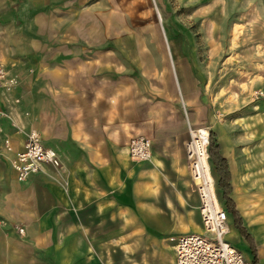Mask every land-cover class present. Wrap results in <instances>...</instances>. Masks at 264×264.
<instances>
[{
  "label": "crops",
  "instance_id": "obj_1",
  "mask_svg": "<svg viewBox=\"0 0 264 264\" xmlns=\"http://www.w3.org/2000/svg\"><path fill=\"white\" fill-rule=\"evenodd\" d=\"M16 2L8 11L27 17L13 34L0 35V61L18 82L11 91L0 90V264H133L135 256L140 258L135 264H165L169 237L201 222L189 199L186 135L171 116L150 139V165L133 163L125 144L147 124L143 79L137 86L125 63L117 65V56H95L100 45L114 43L100 41L99 29L115 36L117 11L123 13L120 23L132 28V9H140L133 0H122L119 10L116 0ZM141 104L146 112L137 121ZM19 129L36 130L43 145L56 151L60 166H45L18 181L12 161L25 139ZM226 135L217 141L234 194L247 174L264 170V161L254 143L228 147L238 135ZM238 195L232 198L235 211L248 218L242 225L253 239L256 264H264V214L252 220ZM228 223L227 236L236 234L253 264L255 256L231 214Z\"/></svg>",
  "mask_w": 264,
  "mask_h": 264
},
{
  "label": "rangeland",
  "instance_id": "obj_2",
  "mask_svg": "<svg viewBox=\"0 0 264 264\" xmlns=\"http://www.w3.org/2000/svg\"><path fill=\"white\" fill-rule=\"evenodd\" d=\"M16 1L0 0V35L5 38L18 30V22L27 17L25 13L8 11L16 7ZM116 3L119 10L122 0ZM133 6L140 12L132 9V28L120 23L119 15L123 13L117 11L115 20L119 27L114 30L115 36L103 35V29H99L100 41L106 37L114 43L100 45L95 55L117 56V65L125 63L137 86L140 79L144 80L140 89L141 94L146 90L149 100L147 124L140 125L142 132L133 131L129 140L139 135L151 139L169 124L172 116L173 122L183 128L185 145L189 127L206 131L208 139L211 132L216 140L217 136L237 134L228 147L254 143L260 150L256 153L259 161H264V0H133ZM123 56H127L125 60ZM133 91L138 97V87H133ZM144 111L141 104L134 119H143ZM156 118L160 120L155 121ZM125 145L128 153V143ZM183 159L189 199L198 206L186 155ZM133 163L150 165L148 161ZM210 169L218 201L230 214L211 164ZM244 182L233 194L230 180V198L239 194L247 205L246 215L256 220L257 214H264V170L247 174ZM243 222L247 223L248 218ZM197 223L186 233H202V224ZM231 235L226 238L247 256L237 243L236 234ZM172 245L163 247L165 264H174ZM133 259L135 264L140 258Z\"/></svg>",
  "mask_w": 264,
  "mask_h": 264
},
{
  "label": "built area",
  "instance_id": "obj_3",
  "mask_svg": "<svg viewBox=\"0 0 264 264\" xmlns=\"http://www.w3.org/2000/svg\"><path fill=\"white\" fill-rule=\"evenodd\" d=\"M16 85V78L9 76L0 62V90L11 91ZM18 132L25 134L23 148L12 161L18 181H25L40 173L45 166H60L56 151L43 145L36 130L24 132L19 129ZM188 133L185 154L199 200L198 210L203 232L187 233L170 240L174 248V264H251L226 238L229 229L228 214L218 201L214 179L211 177L207 152L208 134L191 127ZM3 147L5 151H11L8 139L4 140ZM128 155L138 162L149 161L152 156L151 140L140 135L132 137L128 142ZM18 232L22 234L23 229L18 228Z\"/></svg>",
  "mask_w": 264,
  "mask_h": 264
},
{
  "label": "trees",
  "instance_id": "obj_4",
  "mask_svg": "<svg viewBox=\"0 0 264 264\" xmlns=\"http://www.w3.org/2000/svg\"><path fill=\"white\" fill-rule=\"evenodd\" d=\"M210 164L213 166L214 171L218 177L217 186L221 190L222 198L224 200L225 208L234 218V225L242 238L247 242L252 254L255 256V246L252 237L248 234L247 230L242 225V219L235 211L234 203L230 198L231 185H230V172L228 170L227 160L220 154V146L217 143L214 133L209 134V144L207 148ZM256 263V256L254 258Z\"/></svg>",
  "mask_w": 264,
  "mask_h": 264
},
{
  "label": "bare ground",
  "instance_id": "obj_5",
  "mask_svg": "<svg viewBox=\"0 0 264 264\" xmlns=\"http://www.w3.org/2000/svg\"><path fill=\"white\" fill-rule=\"evenodd\" d=\"M201 131H202V133H204L205 135H206V132L205 131H203L202 129H201ZM152 157H153V155L151 156V158H150V160L148 161V162H150L151 161V159H152ZM129 158L132 160V161H134V162H136L135 160H133L130 156H129ZM212 177V176H211ZM216 192V191H215Z\"/></svg>",
  "mask_w": 264,
  "mask_h": 264
}]
</instances>
